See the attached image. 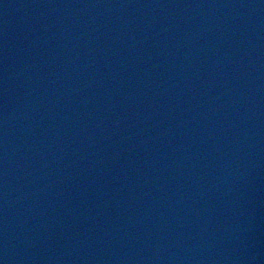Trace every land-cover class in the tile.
Segmentation results:
<instances>
[{
	"label": "water",
	"instance_id": "1",
	"mask_svg": "<svg viewBox=\"0 0 264 264\" xmlns=\"http://www.w3.org/2000/svg\"><path fill=\"white\" fill-rule=\"evenodd\" d=\"M0 264H264V0H0Z\"/></svg>",
	"mask_w": 264,
	"mask_h": 264
}]
</instances>
